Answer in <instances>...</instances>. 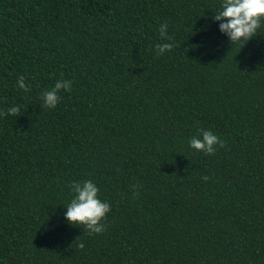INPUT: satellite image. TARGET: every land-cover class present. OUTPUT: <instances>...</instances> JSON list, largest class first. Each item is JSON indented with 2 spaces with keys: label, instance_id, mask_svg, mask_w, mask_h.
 I'll return each instance as SVG.
<instances>
[{
  "label": "trees",
  "instance_id": "16d2710c",
  "mask_svg": "<svg viewBox=\"0 0 264 264\" xmlns=\"http://www.w3.org/2000/svg\"><path fill=\"white\" fill-rule=\"evenodd\" d=\"M218 7L0 0V264H264V28L231 45ZM84 180L100 233L64 219Z\"/></svg>",
  "mask_w": 264,
  "mask_h": 264
},
{
  "label": "clouds",
  "instance_id": "9594fccd",
  "mask_svg": "<svg viewBox=\"0 0 264 264\" xmlns=\"http://www.w3.org/2000/svg\"><path fill=\"white\" fill-rule=\"evenodd\" d=\"M212 20L219 22V31L228 37L231 45L239 44L243 47L257 35L258 31L264 28V0H219V7L214 12ZM167 27V24H161L159 35L162 40L170 41L171 37L168 36ZM172 47L173 43L171 42L158 44L157 54H163ZM70 84V81L58 80L52 90L44 93L45 104L49 108H54L59 101L58 91L62 88L69 90ZM16 86L27 90L23 76L17 78ZM7 111L9 114H15L19 109L16 106H11ZM222 144L223 141L217 135L206 129L201 130L199 137L194 136L189 140L190 148L203 151L206 154L214 153L216 146ZM203 179H207V177H203ZM71 191L74 195L66 206L64 219L69 224L84 225L90 234L100 233L104 228L100 221L110 211V205L99 199V189L96 184L91 180L73 181ZM79 247L83 248V243Z\"/></svg>",
  "mask_w": 264,
  "mask_h": 264
}]
</instances>
